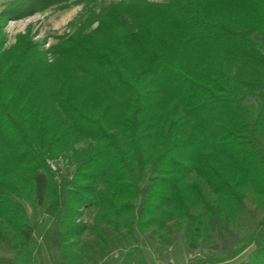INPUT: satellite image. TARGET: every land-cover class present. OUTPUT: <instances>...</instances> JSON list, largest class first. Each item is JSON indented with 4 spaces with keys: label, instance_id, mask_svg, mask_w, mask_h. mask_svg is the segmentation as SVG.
Wrapping results in <instances>:
<instances>
[{
    "label": "trees",
    "instance_id": "16d2710c",
    "mask_svg": "<svg viewBox=\"0 0 264 264\" xmlns=\"http://www.w3.org/2000/svg\"><path fill=\"white\" fill-rule=\"evenodd\" d=\"M99 2L0 15V264H44L43 247L51 264H148L137 234L157 256L209 252L187 264H264V0ZM74 6L52 50L29 32L4 48L9 21ZM64 156L73 177L46 165ZM25 204L51 219L41 242Z\"/></svg>",
    "mask_w": 264,
    "mask_h": 264
},
{
    "label": "rangeland",
    "instance_id": "374dc122",
    "mask_svg": "<svg viewBox=\"0 0 264 264\" xmlns=\"http://www.w3.org/2000/svg\"><path fill=\"white\" fill-rule=\"evenodd\" d=\"M15 1L19 0H0V15L2 11L12 4ZM120 1V0H100L99 4H109L111 2ZM155 2H165L167 0H153ZM83 13V6H74L68 10L60 11L58 9H49L45 12L37 13L34 16L22 20H11L9 21L4 29L3 33L5 35L6 43L4 48L10 49L15 46L19 35H24L27 32L32 36V40L35 43H39L42 51L52 50L57 44L60 43L61 38L71 35L74 32V28H70L69 23L78 19L80 14ZM257 39V37H256ZM50 61L53 59L52 54H48ZM66 157V156H64ZM57 158V157H54ZM70 165L72 164L70 159ZM73 171V172H74ZM30 218L33 222L34 233L39 242H41L40 235L47 220L39 221L35 218L33 211L25 204ZM93 210H87L85 214V220L88 222L92 221ZM50 220V217L46 219ZM141 249L143 251L144 257L148 264H187L188 259L190 258H201L209 254V252L199 251L194 253L186 252V248L181 239H179L169 251H166L162 255L157 256L155 254V247L157 243L151 240L149 237L140 236L137 234ZM114 253L112 256H108L104 264H122L125 251L122 249L114 250L110 254ZM250 253V250L231 262L226 264H240L245 261ZM13 254L3 245H0V258L1 257H11ZM43 260L44 264H51L50 257L46 251V248L43 247ZM37 264H40L39 262Z\"/></svg>",
    "mask_w": 264,
    "mask_h": 264
},
{
    "label": "built area",
    "instance_id": "2783aa9c",
    "mask_svg": "<svg viewBox=\"0 0 264 264\" xmlns=\"http://www.w3.org/2000/svg\"><path fill=\"white\" fill-rule=\"evenodd\" d=\"M46 165L50 171L57 175V177L66 174L73 177L74 166L70 165L69 160L65 157L48 158Z\"/></svg>",
    "mask_w": 264,
    "mask_h": 264
},
{
    "label": "crops",
    "instance_id": "0c3cea01",
    "mask_svg": "<svg viewBox=\"0 0 264 264\" xmlns=\"http://www.w3.org/2000/svg\"><path fill=\"white\" fill-rule=\"evenodd\" d=\"M43 219H44V220H47L48 222L45 224V226H44V228H43V230H42V233H41V235H40V239H42L45 230L49 227V225H50V223H51V219L48 220V218L46 219V217L42 218V220H43ZM42 220H41V221H42ZM34 232H35V231H34ZM34 235H35V233H34ZM35 237H36V235H35ZM36 239L38 240L37 237H36ZM38 241H40V240H38ZM168 251H169V250H168ZM186 252H187V251H186ZM113 254H114V253L109 254L108 256H112ZM108 256H106V257L104 258V260H103L100 264H104V263L106 262Z\"/></svg>",
    "mask_w": 264,
    "mask_h": 264
}]
</instances>
